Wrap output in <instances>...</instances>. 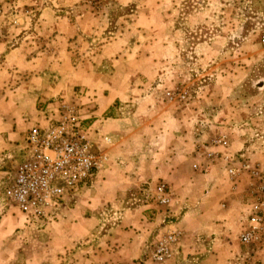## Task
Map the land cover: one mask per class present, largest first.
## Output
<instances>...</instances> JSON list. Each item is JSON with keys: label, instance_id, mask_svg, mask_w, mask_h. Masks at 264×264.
Listing matches in <instances>:
<instances>
[{"label": "crops", "instance_id": "0c3cea01", "mask_svg": "<svg viewBox=\"0 0 264 264\" xmlns=\"http://www.w3.org/2000/svg\"><path fill=\"white\" fill-rule=\"evenodd\" d=\"M117 2L122 6L135 4L129 27L136 30L135 40L140 37L145 43H132V49L126 51L124 40L130 34L126 31L103 43L86 59L72 64V45L76 43L79 47L88 42L81 36L90 38L88 48L92 47L90 42L101 39L96 37L100 33L91 31V27L98 28L99 17L79 11V2L72 0H0L4 12L0 24L9 21L8 33L14 32V37L22 34L11 47L8 45L12 36H5L0 42V264H253L249 262L251 255L264 259V246L248 248L239 243V234L245 226V191L250 179L246 173L237 172L238 162L244 157L241 153L253 151L258 143L252 144L248 138L255 131L252 127L255 122L259 123L256 131L259 128L264 132V115L260 118L248 115L250 104L245 102H230L224 108L221 102L214 101L212 104L218 105L205 121L199 112L203 101L192 99L169 106L162 117L164 122L160 120L163 129L144 128L147 124L141 121L152 120L157 102L152 98L154 88L150 82H143L140 75H136L139 80L134 77L130 87L141 103L149 105V112L147 117L139 118L143 128L134 130L133 135L139 138L135 143L140 157L137 163L125 167L128 175L123 174V182L115 188L107 187L99 196L100 203L95 204L83 193V188L71 192L43 221H26L5 200L4 189L14 168L24 158L27 131L33 127L45 130L57 124L63 104L57 97L65 96L61 90L69 91L72 85H94L90 75L83 74L86 71L97 73L106 84L109 91L102 93L105 106L102 113L108 111L114 117L83 125L95 132L94 138L111 136L117 144L110 155L118 153L120 137L129 132L124 126L130 117L116 107L125 94L126 73L134 72L135 65L139 66L143 57L156 49V44L150 42L157 39L151 26L171 22L180 4L173 0ZM72 7L78 22L75 26ZM5 8L10 11L7 16ZM201 15L197 14L196 22L200 23ZM143 27L148 31H142ZM176 38L177 33L166 32L171 53L178 50ZM34 39L40 45L36 53L30 47ZM216 39L215 36L213 41ZM206 49L214 51L216 47L211 42L196 47L199 53ZM76 50L82 49L76 46ZM242 50L248 63L253 49ZM126 55L138 57L131 69ZM239 60L243 61V57ZM97 61L107 70L97 72L94 66ZM239 69L246 73L245 67ZM30 71L42 74L13 87L16 74ZM47 73L56 74L54 81ZM72 73L76 77L74 83ZM261 89L264 97V81ZM216 138L226 139L225 152L234 158L233 163L207 158L209 150L223 152L219 147H211ZM18 142L24 144L16 145ZM97 143L101 152L107 150L98 140ZM117 166L114 163L111 169L123 170V166ZM229 169L236 170L234 176L228 174ZM157 182L167 184L175 195L176 204L169 209L157 207L151 199ZM131 192L136 199L129 206L125 199ZM166 227L180 233L179 241L167 261L152 262L148 257L151 245Z\"/></svg>", "mask_w": 264, "mask_h": 264}, {"label": "rangeland", "instance_id": "374dc122", "mask_svg": "<svg viewBox=\"0 0 264 264\" xmlns=\"http://www.w3.org/2000/svg\"><path fill=\"white\" fill-rule=\"evenodd\" d=\"M72 1L79 2L81 7L79 11H85L99 17L97 20L98 28L94 29L91 27V31L95 30L96 33H100L96 37L101 38L97 42H90L92 47L88 48L90 38L85 35L81 36L88 42H84V45L79 47L76 43L72 45V64L86 59L87 55L93 54V50L96 52L103 43L116 38L120 34H124L126 31L130 33V36H125L124 40L126 51L127 49H132V43H137V45L145 43V40L140 37H136L137 39L135 40L136 30L133 31L129 27L132 21L131 16L135 11V4L122 6L118 4L117 0ZM173 1L180 4L175 8L177 13L172 20L174 22L167 23L165 21V23H156L151 26V31L156 33L157 39L154 41L150 40V42L156 44V49L150 55L143 57L139 66L135 65L134 72L129 71L126 73L125 94L120 97V102H116V107H121L125 116L127 118L130 117L124 126L129 132L120 137L119 142L121 144H119L118 153L114 157L110 155V151L116 147L117 143L108 135L111 138V144L104 145L107 150L102 152L108 156V163L103 170L99 171L91 183L83 188V193L87 197L92 198L93 204L100 203L99 196L107 187L109 189L115 188L117 184L123 182L124 176L128 175L127 172H124L125 167L137 163L139 160L140 152H138L135 143V140L139 138L134 136L133 133L135 129L143 128L139 118L147 117L149 105L141 103L139 96L130 87L134 82V77L135 80H139L138 78L136 79V75L142 76L141 80L143 82H150L155 90L152 98L157 102V105L155 104L157 110H154L155 115H152V120L146 118L141 121V123L147 124L143 125L144 128L151 126L161 127L160 130L163 129L160 120L165 117L169 106L172 103H176L166 99V92H185L187 97L183 103H187L192 99L203 101L199 112L201 113L200 115L204 116L203 120L205 121H207L206 117L210 118L212 116V111L218 105H213L214 101L221 102V107L224 108L230 102H239V104L245 102L250 104L248 109L251 110V114L248 115H253V118H260L261 115H264V97L261 96V83L264 81V44L261 43V37L264 36V0ZM208 4L213 6H208ZM5 11L6 16L9 15L10 11L7 8H5ZM198 13L202 14L199 16V19H201L200 23L195 20ZM74 16L75 12L72 7V26L78 24ZM8 23L9 21H5L0 24V42L3 41L2 39L5 36H15L14 32L8 33ZM140 29L148 31V28L143 27ZM166 32L178 34V38L174 40L178 50L174 53L168 50L169 41L166 40ZM21 35L19 34L11 39L8 47L16 45V40ZM78 35L81 34L78 33ZM215 36L217 39L213 41ZM31 42H34V44H31L30 47L34 49L33 53H36L40 50V45L37 44L39 41L34 39ZM210 42L216 47L214 54V51H209L208 49L200 53L196 50L198 44ZM76 46L82 50H76ZM243 47L253 49L254 54L248 57V63L243 56ZM247 53L250 54V50ZM242 57L243 61H240L239 59ZM125 59L130 64L128 69H131L132 64L138 57L136 55H131V57L126 55ZM94 66H96L97 72L107 70L102 68L99 61ZM240 67H245L246 73L243 70L240 71ZM40 74L42 73H37L36 71L18 73L15 75L12 85L15 87L20 82ZM47 74L51 76L50 80L54 81L56 74ZM83 74H89L94 85L88 87L72 85V89L69 91L62 89L61 93H65V96L61 95V98L58 96V101L63 103L62 105L71 106L84 123H93L96 120L114 117L108 111L102 113L105 107L102 93L109 91L106 88V84L92 70ZM228 74L232 76L231 79H229ZM75 81V74L72 73V83ZM67 92L69 93L67 94ZM228 110L226 109L227 114H229ZM135 113L141 115L133 116ZM162 121L164 122V120ZM258 124V122H255V125L252 126L255 131L248 137L252 144L256 141L258 142L256 147L253 151H243L241 154H244L243 160L248 162L250 167H256L264 176V132L259 128L256 131V125ZM160 140L164 142L163 138H160ZM18 144L21 145L22 142L16 143V145ZM114 163H117L118 166L120 165L121 168L123 166V170L120 171V168H116L113 171L111 166ZM93 199L94 201L95 199L98 200L93 202ZM135 199L134 192L127 193L125 203H129L128 205L130 206L135 202ZM125 203H123L124 206H126ZM257 257L256 255H251L249 262L261 264V260L264 259H258Z\"/></svg>", "mask_w": 264, "mask_h": 264}, {"label": "built area", "instance_id": "2783aa9c", "mask_svg": "<svg viewBox=\"0 0 264 264\" xmlns=\"http://www.w3.org/2000/svg\"><path fill=\"white\" fill-rule=\"evenodd\" d=\"M4 17L0 3V21ZM264 44V36L261 37ZM170 102L186 101L185 92H166ZM57 124L49 129L33 127L26 133L24 158L16 165L4 198L26 221H43L50 217L64 199L72 192L86 187L108 163V156L100 151L97 140L107 146V136L94 138V131L83 125V120L71 106L62 105ZM97 139V140H96ZM225 138L211 141V147L223 152L209 150L208 159H223L228 164L234 158L228 155ZM237 172L246 173L250 183L245 191V226L239 234V242L248 248L264 246V176L256 167L239 160ZM196 168V167H193ZM236 170H228L234 176ZM152 201L157 207L169 209L176 204L173 191L164 182L154 185ZM180 233L166 227L151 245L149 259L164 263L173 253Z\"/></svg>", "mask_w": 264, "mask_h": 264}]
</instances>
